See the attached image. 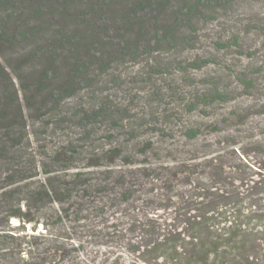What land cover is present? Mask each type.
<instances>
[{
  "label": "trees",
  "instance_id": "obj_1",
  "mask_svg": "<svg viewBox=\"0 0 264 264\" xmlns=\"http://www.w3.org/2000/svg\"><path fill=\"white\" fill-rule=\"evenodd\" d=\"M98 1L87 31L60 35L71 72L57 83L48 71L40 74L36 90L42 104L57 109L91 86L88 63L101 62L106 41L115 38L108 33L113 0ZM169 1L175 0H135L120 15L125 33L138 29L134 41L120 38L125 58L134 60L126 51L150 46L157 51L170 36L158 23ZM200 1H184L176 19H190ZM10 4L0 0V11ZM149 20L157 24L152 35L146 31ZM54 59L47 58V64ZM238 82L244 90L255 86L243 77ZM232 100L212 87L195 95L189 108ZM106 111L102 103L74 116L89 136V125L111 119ZM0 120H7L0 124V264H264V130L240 147L218 143L217 149L168 164L127 157L117 163L118 146L92 149L83 159L69 144L37 160L20 147L23 126L15 116L4 113ZM200 135L198 128L183 133L189 141Z\"/></svg>",
  "mask_w": 264,
  "mask_h": 264
},
{
  "label": "rangeland",
  "instance_id": "obj_2",
  "mask_svg": "<svg viewBox=\"0 0 264 264\" xmlns=\"http://www.w3.org/2000/svg\"><path fill=\"white\" fill-rule=\"evenodd\" d=\"M10 1L0 11V31H6L0 32V115H14L23 126L20 147L27 149L26 157L40 160L69 144L85 159L92 149L118 146L122 155L117 163L127 157L131 162L168 164L217 149L218 143L240 147L264 130V0L200 1L185 22L176 19L181 6L197 0L169 1L158 23L170 36L157 44V51L153 46L126 51L134 56L132 61L119 52V44L121 39L134 41L138 29L125 33L117 19L135 0H113L108 33L115 38L106 41L101 62L88 63L91 86L57 109L40 102V74L48 71L55 83L69 75L70 55L60 35L87 31L99 1ZM155 24L147 23L149 35ZM103 34L99 36L104 40ZM79 54L85 57L83 50ZM51 57L55 59L49 66L46 59ZM194 64L199 68H191ZM238 77L254 80V88L244 90ZM212 87L233 100L190 111L193 97ZM102 103L111 119L89 125L88 136L74 115ZM188 128L200 129L201 135L187 140L183 133ZM38 231L44 232L41 225Z\"/></svg>",
  "mask_w": 264,
  "mask_h": 264
}]
</instances>
